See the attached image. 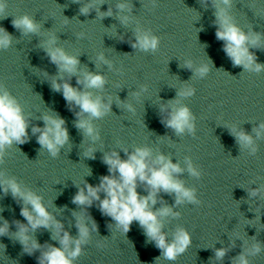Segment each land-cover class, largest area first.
<instances>
[{"label": "water", "instance_id": "1", "mask_svg": "<svg viewBox=\"0 0 264 264\" xmlns=\"http://www.w3.org/2000/svg\"><path fill=\"white\" fill-rule=\"evenodd\" d=\"M83 2L8 0L5 12L0 14V27L12 36L11 47L0 50V83L29 113V139L6 150L0 169L38 191L45 203L51 201L50 210L75 237L78 230L73 212L81 211V206L72 203L77 191L75 182H99V177L107 173L102 160L104 151L115 148L123 158L120 145L131 149L148 144L182 167L184 157L190 156L201 176L195 178L187 170L178 175L187 186L197 189L200 203L175 206L181 215L168 218L164 226L169 239L177 226L191 233L192 243L183 254L175 261L162 257L156 261L161 250L154 242H146L137 222L124 236L115 232L110 225L114 221L93 205L86 214L96 221L97 232L92 233L75 264H232L243 245L235 233L245 240L255 237L264 243V199L250 197L248 191L264 185V138L257 141V153L249 155L240 150L224 124H235L251 133L255 123L264 120V71L243 72L242 66L232 64L222 49L223 42L215 38L210 0L208 7L204 0H131L135 19L128 24H122L116 16L117 0H104L100 5L101 11L109 6L113 10L112 16L103 18L97 16L95 9L81 14ZM231 11L245 30L251 27L264 34V0H234ZM24 13L40 23V32L24 34L12 25L14 16ZM137 24L160 37L155 52L132 47ZM49 33L56 36L58 46L78 56L79 69L101 72L106 78L103 89H88L105 102L112 98L110 112L95 121L103 148L98 142L94 158L83 155L86 140L75 126L78 107L70 106L61 91L51 88V77L59 79L61 74L44 47ZM250 50L258 62L264 63V47ZM100 51L113 62L111 68L97 61ZM185 59L196 64L211 60L213 69L204 78H192V71L182 66ZM77 75L63 73L62 78L82 88V84H77ZM182 82L196 89L192 97L183 101L196 116L195 135H177L163 122L166 113L161 111V105L176 97ZM140 85H147V91L133 96ZM126 103L133 105L134 113L123 106ZM47 111L61 116L69 132L68 142L55 158L40 147L36 139L39 134L31 133L33 125L43 126L41 117ZM138 190L143 192L142 187ZM174 200V194L161 191L155 207L173 206ZM20 206L10 193L0 192V216L10 222L11 232L16 231L12 221L26 222L20 215ZM51 234L52 230L45 228L33 233L41 244H57ZM97 241H102L103 246H98ZM0 243L5 245L4 249L0 246V264H38L39 250L28 254L7 235L0 236ZM221 247L227 252L217 260L215 250ZM250 261L264 264V251L250 257Z\"/></svg>", "mask_w": 264, "mask_h": 264}, {"label": "clouds", "instance_id": "2", "mask_svg": "<svg viewBox=\"0 0 264 264\" xmlns=\"http://www.w3.org/2000/svg\"><path fill=\"white\" fill-rule=\"evenodd\" d=\"M104 0H84L79 11L87 15L95 9L98 17L112 16L113 10L109 6L106 11L100 10ZM155 3L156 0H151ZM8 0H0V14L5 12ZM208 7V0H204ZM214 9L215 38L223 42L222 49L234 66H242L243 72L260 73L264 71V63L258 62L257 57L250 49L264 47V34L254 31L251 27L245 30L238 24L232 14L234 0H210ZM116 16L122 24H128L135 18L131 15L133 4L131 0H117ZM6 17V16H3ZM2 17V18H3ZM199 19V16L198 18ZM12 25L24 34L40 32L41 25L28 13L14 16ZM199 31V29H197ZM83 35V33L79 34ZM12 45V36L3 27H0V50L9 49ZM160 45V37L150 29L138 24L135 27V39L132 47L143 52H155ZM44 47L50 60L58 66L61 77H51V88L61 91L65 101L71 106L75 105L79 111L75 113L77 119L75 126L82 130L86 146H83V155L94 158V153L99 147L103 148L101 133L95 121L110 112L112 98L107 102L100 96L94 95L88 89H103L106 78L101 72H92L79 69L78 56L66 51L56 44V36L49 33ZM99 63L112 67V61L105 56L103 51L97 53ZM196 64L192 59H185L183 65L192 71V78H204L212 69L211 60ZM63 73L77 75V84L82 88L73 86L68 80L63 79ZM47 75V73H45ZM147 91V85H140L139 90L132 93L138 97ZM196 92L195 87L182 82L177 88L176 97L167 104L161 105V111L165 112L164 123L174 130L177 135H195L196 116L188 104L183 101L192 97ZM129 112H135L131 103L123 105ZM41 119L43 126L31 127V133L36 137L38 144L45 149L49 156L55 158L60 149L68 142L69 132L65 127V120L58 114L47 111ZM224 126L229 128L235 137L240 150L249 155H255L258 151L257 141L264 138V120H261L252 128L251 133L235 124ZM29 113L24 111L20 101L7 87L0 83V163L6 154V150L13 145L23 144L29 139ZM125 154L122 158L120 151L115 148L103 152V163L107 165V173L99 177L97 184L87 181L75 182L77 191L72 196V203L81 206L79 213L73 212L75 226L78 234L73 237L64 228L62 221L56 218L50 210L51 201L45 203L44 197L36 190L24 185L15 176L6 175L0 169V192L10 193L21 204L20 215L24 218L12 221L16 225V231H10V222L0 216V236H11L22 245L24 252L32 254L39 250L38 264H75L76 259L82 254L84 246L90 242L93 232H97V224L94 218L86 214V209L96 205L102 215L110 217L114 223L115 232L124 236L130 230L135 221L143 229V235L147 241L154 242L161 250V257L167 261H175L183 254L192 243L191 233L183 226H177L169 239L164 230L165 221L168 218H176L181 215L175 206L200 203L197 189L189 187L179 178L180 173L187 170L189 175L199 178L201 170L194 164L190 156L184 157V167L178 161H173L166 155L148 144L135 145L131 149L120 145ZM90 175V170H87ZM143 188V192L138 190ZM163 191L175 196L174 205L163 204L156 208L158 194ZM249 196L264 199V185L250 187ZM3 209H0L2 212ZM260 220V217H259ZM252 221V220H248ZM51 229V239L57 244H41L33 235L36 229ZM236 238L243 240L242 251L233 258L232 264H251L250 257L264 251V243L252 239L245 240L239 233ZM235 241L233 240V243ZM98 246H103L102 241H97ZM5 248V245L0 243ZM226 248H217L215 258H223Z\"/></svg>", "mask_w": 264, "mask_h": 264}]
</instances>
